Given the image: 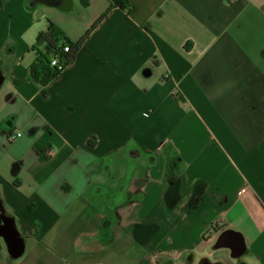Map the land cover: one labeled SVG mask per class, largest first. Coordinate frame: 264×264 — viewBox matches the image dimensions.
<instances>
[{"label":"crops","instance_id":"1","mask_svg":"<svg viewBox=\"0 0 264 264\" xmlns=\"http://www.w3.org/2000/svg\"><path fill=\"white\" fill-rule=\"evenodd\" d=\"M2 1L0 264H264V0H128L46 85L38 33L109 1ZM130 139L152 161L104 226L87 191Z\"/></svg>","mask_w":264,"mask_h":264},{"label":"trees","instance_id":"2","mask_svg":"<svg viewBox=\"0 0 264 264\" xmlns=\"http://www.w3.org/2000/svg\"><path fill=\"white\" fill-rule=\"evenodd\" d=\"M107 9L94 21L85 33L77 40H71L65 32L55 23L49 21L45 31L38 33L32 48L36 50L33 74L39 85H46L61 73V71L73 62L78 50L85 44L90 34L97 26L115 9L131 11L132 4L128 0H108ZM3 1L0 0V6ZM68 46V51L63 47ZM56 57L62 69L51 66V58ZM151 155L143 152L137 143L130 139L125 146L115 153L105 155L103 161L110 166V178L104 184H98L96 191L90 187L87 195L91 203L103 212L104 226L117 221L115 208L128 200L138 197L130 195L127 184L134 172L140 167L142 161L146 166L152 161ZM113 182L115 185L112 186Z\"/></svg>","mask_w":264,"mask_h":264},{"label":"built area","instance_id":"3","mask_svg":"<svg viewBox=\"0 0 264 264\" xmlns=\"http://www.w3.org/2000/svg\"><path fill=\"white\" fill-rule=\"evenodd\" d=\"M63 50H64V51H68V46H64V47H63ZM50 65H51V66H57L58 69H62V66H61V64H59L58 59H57L56 57H52V58H51ZM15 135H16V136H19L20 133H17V134H15ZM15 135H11L10 138H13Z\"/></svg>","mask_w":264,"mask_h":264},{"label":"water","instance_id":"4","mask_svg":"<svg viewBox=\"0 0 264 264\" xmlns=\"http://www.w3.org/2000/svg\"><path fill=\"white\" fill-rule=\"evenodd\" d=\"M70 4H71V3H70ZM67 8H69V7H65V10H66Z\"/></svg>","mask_w":264,"mask_h":264}]
</instances>
